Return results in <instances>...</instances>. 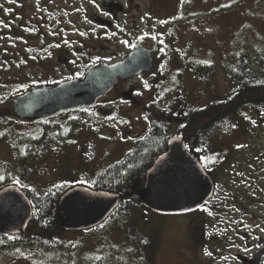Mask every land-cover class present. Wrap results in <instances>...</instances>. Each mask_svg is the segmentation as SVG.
<instances>
[{"label": "flooded vegetation", "instance_id": "1", "mask_svg": "<svg viewBox=\"0 0 264 264\" xmlns=\"http://www.w3.org/2000/svg\"><path fill=\"white\" fill-rule=\"evenodd\" d=\"M205 4V0H0V119L34 128L56 121L48 126L53 133L51 141L43 144L65 147L82 131L81 157L98 141L104 156L101 163L114 160L146 134L154 110L183 98L184 73L193 74L191 47L184 42L183 33L205 20ZM133 54V64L141 71L127 78L117 76L112 88L90 107L33 122L13 115L17 98L82 83L88 72L111 69ZM181 115L174 122L179 127L183 126ZM209 146L212 143L196 149L200 158L194 156L213 183L211 197L184 215L163 216L146 210V233L152 235L153 221L157 230L167 225L185 226L194 264H264V215L251 211L246 196L238 198V179L224 183L229 175L225 164L233 162L217 159L214 154L201 158L199 152ZM218 184H225L223 192ZM2 236L16 235L0 233L3 244ZM151 243L150 237L148 248ZM4 255H0V264H5Z\"/></svg>", "mask_w": 264, "mask_h": 264}, {"label": "rangeland", "instance_id": "2", "mask_svg": "<svg viewBox=\"0 0 264 264\" xmlns=\"http://www.w3.org/2000/svg\"><path fill=\"white\" fill-rule=\"evenodd\" d=\"M205 1L207 8L202 7L207 14L202 16L205 20L196 23L194 30L185 33L184 29L183 38L186 45L191 47V61L205 62L214 66L215 73L211 78L210 87L197 79L194 72L191 74L186 71L183 79L185 88L183 98L173 99L164 109L154 110L148 118L149 125L158 119L167 123L166 126L173 135L178 131L179 125H175L174 122L179 119L181 112L204 107L214 101V98H228L233 93L234 86L225 71L233 66L234 55L242 49L249 52L251 47L264 51V0ZM196 12L191 10V13ZM207 18L210 20H206ZM187 27L188 24L185 25V28ZM1 94L0 91V102ZM2 105L3 103H0V106ZM55 124L57 122L52 121L47 126ZM227 127L231 128L228 132H226ZM227 127L223 129V133H226L213 138L215 140L211 147L199 152L201 158L207 159L214 154L217 159L233 162L229 166L228 163L225 164L229 175L224 183L232 184L235 178L238 179L240 181L237 185L240 190L238 198L246 196L251 211H258V214L263 216L264 107L260 106L258 109L251 106L242 107L231 116ZM51 134L53 133H48L47 139H50ZM80 134L83 132H76L74 140L65 147L42 145V148H37L31 161L19 164L15 160L13 147L17 144L23 148L26 141L31 142L39 138V129L34 126H17V123H12L9 119H0V177L4 178L8 175L12 184L35 190L43 189L47 185L59 186L65 182L76 186H90L100 171L120 160L124 153L131 151V145L126 146L114 160L102 164L101 159L104 156L98 148V141L93 143L94 148L88 147L86 155L82 157L79 155ZM78 162H81V166ZM207 163H210V160ZM219 168L221 171H226L223 166ZM246 174L254 175L256 179H249ZM141 182L136 181L126 191L134 192ZM225 184H218L222 192ZM145 209L132 211L122 223H110L106 243V236L101 240L91 234L95 238L92 237L90 233L63 231L64 249L72 250V254L61 250L51 254L25 250L4 253V262L5 264H140L139 262L145 264L144 259L147 263L150 259L152 264H194L191 254L188 253V249L192 246L188 242L185 226L167 225L157 230L158 224L153 221L150 228L152 230L150 247L144 250L139 247L138 235L147 237L146 230L149 226L146 223L148 213ZM106 248L110 250H105ZM118 252L126 253V258ZM146 254L149 255V259Z\"/></svg>", "mask_w": 264, "mask_h": 264}, {"label": "trees", "instance_id": "3", "mask_svg": "<svg viewBox=\"0 0 264 264\" xmlns=\"http://www.w3.org/2000/svg\"><path fill=\"white\" fill-rule=\"evenodd\" d=\"M232 59L233 66L227 68L225 72L234 86L233 93L228 98H214V101L204 107L191 108L181 115L183 126L179 127L176 132L184 136L188 150L198 158L200 157L196 154V149L213 143L215 140L213 138L231 130L227 127L228 121L238 110L248 106L256 109L260 106L264 107V51L254 47H251L249 52L242 49ZM191 68L197 79L199 78L205 86L210 87L211 78L215 73L214 66L194 61ZM166 124L159 119L150 124L146 134L135 142L130 152L117 163L98 173L90 188L120 194L122 198L117 209L105 222L79 233H90V235L103 240L109 232L110 223H122L129 213L143 208L137 196L126 190L136 181L144 182L146 171L153 161L166 150L167 142L172 136ZM226 127V132L223 133V129ZM38 129L39 138L31 142L26 141L23 148L17 144L13 147L17 163L26 164L33 159L37 148H42L41 145L46 139L48 126ZM60 136L65 135L61 134ZM63 139L69 140V138ZM10 180L8 175L1 179L0 190L13 185ZM72 186L63 184L45 191L19 187L31 203L32 218L23 234L13 238L2 236L3 244L0 241V255L25 250L43 254H51L60 250L71 253L72 250L64 249L63 230L59 226L60 214L57 203L61 195ZM146 235L147 237L144 236V238L138 235L137 242L142 250L148 249V238L152 239V235L150 236L148 233ZM107 238L106 236L105 243ZM105 250L110 249L106 248ZM118 253L126 258V253ZM146 255L149 259V255ZM144 260L145 264H152L150 259L149 263L146 262V259ZM139 263L141 264V262Z\"/></svg>", "mask_w": 264, "mask_h": 264}, {"label": "water", "instance_id": "4", "mask_svg": "<svg viewBox=\"0 0 264 264\" xmlns=\"http://www.w3.org/2000/svg\"><path fill=\"white\" fill-rule=\"evenodd\" d=\"M134 54L111 69L92 70L82 83L28 93L13 103V115L23 121L45 120L61 113L90 107L114 85L116 77L127 78L141 70ZM213 184L181 135L170 138L166 150L146 171L136 196L141 205L160 215L191 213L211 197ZM122 196L83 186L68 189L58 200L59 226L65 231H86L103 223L118 207ZM32 218V206L17 186L0 190V233L20 235Z\"/></svg>", "mask_w": 264, "mask_h": 264}, {"label": "snow or ice", "instance_id": "5", "mask_svg": "<svg viewBox=\"0 0 264 264\" xmlns=\"http://www.w3.org/2000/svg\"><path fill=\"white\" fill-rule=\"evenodd\" d=\"M10 2H11V0H10ZM122 43L127 45L129 42L128 41H122ZM161 51H162V49H161ZM0 179H3V177H0Z\"/></svg>", "mask_w": 264, "mask_h": 264}, {"label": "bare ground", "instance_id": "6", "mask_svg": "<svg viewBox=\"0 0 264 264\" xmlns=\"http://www.w3.org/2000/svg\"><path fill=\"white\" fill-rule=\"evenodd\" d=\"M21 120V119H20ZM23 121V120H22ZM205 137V136H204Z\"/></svg>", "mask_w": 264, "mask_h": 264}]
</instances>
